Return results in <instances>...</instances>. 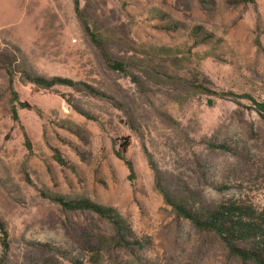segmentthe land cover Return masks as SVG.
<instances>
[{"label":"rangeland","instance_id":"rangeland-1","mask_svg":"<svg viewBox=\"0 0 264 264\" xmlns=\"http://www.w3.org/2000/svg\"><path fill=\"white\" fill-rule=\"evenodd\" d=\"M252 98L264 0H0V264H257L167 200L248 207L262 231L236 244L264 247ZM58 196L113 208L123 229Z\"/></svg>","mask_w":264,"mask_h":264},{"label":"trees","instance_id":"trees-1","mask_svg":"<svg viewBox=\"0 0 264 264\" xmlns=\"http://www.w3.org/2000/svg\"><path fill=\"white\" fill-rule=\"evenodd\" d=\"M240 2L248 4V3H256V0H240ZM77 8L79 7V0H76ZM112 66L116 69L123 70L124 64L121 62H113ZM33 81L38 85L49 88L53 87L57 84H66L69 86H77L80 83L66 79L62 77H54L52 79L45 78L43 76H37L33 78ZM253 99V98H252ZM23 107H30L26 102H21L16 99ZM253 102L256 106V110L264 117V101H257L253 99ZM13 114L15 120H19V112L17 105L13 107ZM129 143H127L125 151ZM123 152V153H124ZM120 157L126 161L130 171L131 176L134 178L135 176V168L131 160L127 159L125 153L122 154L119 152ZM56 201L62 203L65 207L72 210H93L100 214L101 216L111 220L112 223L116 224L118 228L123 229V225L121 222V217L116 213L113 208L104 207L101 205H97L88 200H71L64 196H58L55 198ZM168 202L173 204L178 211L181 212L186 218L190 219L196 226L216 231L220 234L223 239L228 244L231 252L244 260H254L257 264H264V247L261 242L258 243V247L245 249L237 246L236 240L241 239H259L260 232L262 231L261 223L255 220L254 215H249L246 213L248 207H243L242 205L232 204L225 205L222 204L215 209H210L208 211H198L192 212L187 210L181 204H177L174 201H171L167 198ZM1 225V222H0ZM4 233L7 235V232L4 230Z\"/></svg>","mask_w":264,"mask_h":264}]
</instances>
